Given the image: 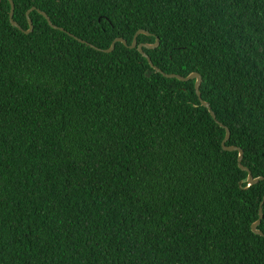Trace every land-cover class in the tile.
<instances>
[{
    "label": "trees",
    "instance_id": "1",
    "mask_svg": "<svg viewBox=\"0 0 264 264\" xmlns=\"http://www.w3.org/2000/svg\"><path fill=\"white\" fill-rule=\"evenodd\" d=\"M138 32L264 178V0H1L0 264H264V182L195 82L96 51Z\"/></svg>",
    "mask_w": 264,
    "mask_h": 264
},
{
    "label": "water",
    "instance_id": "2",
    "mask_svg": "<svg viewBox=\"0 0 264 264\" xmlns=\"http://www.w3.org/2000/svg\"><path fill=\"white\" fill-rule=\"evenodd\" d=\"M0 2H1V0H0ZM9 4H10V13H9V23H10V26H11L12 28H14V29L20 31L21 33H23V34L26 35V36L29 35V34H31L32 31H33V26H32V23H31V21L29 20L28 17H29V14H30L32 11H34V9H32L30 12H28V13L26 14V18L28 19L27 21H28V26H29V28H28V31H27V32H23V31L19 28V26H17V25L13 22L14 6H13V4H12L11 2H10ZM38 14H39V15H40V16L46 21L48 27H50L52 30H54V31H59V32H61V33H64L62 30L57 29L56 27H54V26L51 24L50 20L48 19V17H47L45 14L40 13V12H38ZM140 35H144V36H147V37L149 36V35H148L147 33H145V32H138V33L134 36L133 41H132V43H131V45H130L129 47H127L125 41L118 39V40H115V41L112 43V45L110 46L109 50H107V51H103V52H102V51H99V50H96V51H98V52H100V53H103V54H105V55H109V54H111V53L114 51V48H115V45H116V44H121V45H123L125 48H128V49L131 50V51L136 50V51L138 52V54H139L143 59H145V60L147 61V63H148V65L150 66V68H151L154 72H156L157 74L161 75L163 78H165V79H167V80H176V81H178V82H180V83H188V82H192V81H194V82H195V84H194L195 94H196V97H197V99H198V101H199L201 107H203L204 109H206L207 112L209 113L211 119H212L213 121H215V123H216L220 128L224 129V131H225V138H224V140H223V142H222V144H221L222 151H224V152H226V153H238L237 166H238L239 170H241L242 172H244V173L247 174V180H246V183H247V187H248V188L254 187V186L257 185V184H259V183H261V182H264V178L253 179L252 176H251V174H250V172H249L247 169H245V168L242 167L241 163H242V159H243V152H242L241 150H239V149H237V148H227V147L225 146L226 143L229 141L230 134H229V132H228L225 128H223V126H221L220 124H218V123L216 122L215 116H214L213 113L211 112L210 107H209L206 103H204V102L201 100V95H200V93H199V89H200V86H201L202 80H201L200 76L197 75V74H192V75H190V76H188L187 78L184 79V78H181V77H179V76H175V75H164L163 73H161L159 70H157L156 68H154V67L152 66L151 61L149 60V58H148V57L143 53V51H142L143 49H146V50H153V49H155V48L158 46V42L156 41L155 45H153V46H143V45H142V46H137L136 39H137V37L140 36ZM68 36L71 37L70 35H68ZM75 40L78 41L79 43L83 44L81 41H79V40H77V39H75ZM250 185H251V186H250ZM263 205H264V197H263L262 202H261V204H260V206H259V210H258V220H257L256 223H254V224L251 226V232H252V234L255 235V236H257V237H260V238H264V235L261 234V232H259V231L257 230L258 227H259L260 224H261L262 219H263V215H262V207H263Z\"/></svg>",
    "mask_w": 264,
    "mask_h": 264
},
{
    "label": "snow or ice",
    "instance_id": "3",
    "mask_svg": "<svg viewBox=\"0 0 264 264\" xmlns=\"http://www.w3.org/2000/svg\"><path fill=\"white\" fill-rule=\"evenodd\" d=\"M251 186V185H250Z\"/></svg>",
    "mask_w": 264,
    "mask_h": 264
}]
</instances>
